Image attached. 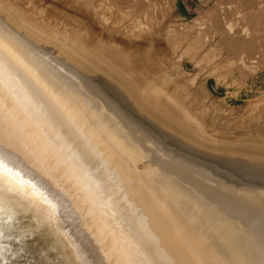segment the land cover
Instances as JSON below:
<instances>
[{"label": "rangeland", "instance_id": "rangeland-1", "mask_svg": "<svg viewBox=\"0 0 264 264\" xmlns=\"http://www.w3.org/2000/svg\"><path fill=\"white\" fill-rule=\"evenodd\" d=\"M9 13L99 73L86 71L157 147L141 165L182 159L213 185L264 188V0L199 13L178 0H0V20L28 37Z\"/></svg>", "mask_w": 264, "mask_h": 264}, {"label": "water", "instance_id": "water-1", "mask_svg": "<svg viewBox=\"0 0 264 264\" xmlns=\"http://www.w3.org/2000/svg\"><path fill=\"white\" fill-rule=\"evenodd\" d=\"M0 34L21 43L24 41L34 49V40L1 20ZM32 55L42 57L33 51ZM43 59L44 64L53 67L52 74L68 88V94L64 95H70L82 106L86 120L93 125L85 127L75 121L78 124L74 123L72 130L80 133L79 139L89 131L110 133L107 139L101 137L107 140L106 146L99 143L102 140L93 141L94 135H85L86 141L96 152L99 146L103 153L109 149L111 154L123 160L125 158L120 157L117 150L110 149L111 143L116 146L122 141V145L127 146L128 140L124 137H131L137 147H131L129 151L140 155L139 159L132 158L140 173L132 168L125 170L113 158L99 161L93 155L96 158H89L86 164L97 167L106 177L107 184V187L97 189L86 174L80 172L77 158L59 156L67 147L65 141L69 140L60 137L59 127H54L39 110L31 107L30 103L34 102L24 91L15 94L9 87L4 91L0 86V222L10 218L11 207L18 201L38 203L35 211L24 215L16 226L6 232L0 231V264H191L185 262L181 251L174 247L172 251L170 246L168 249L164 245L159 223L150 212L149 189L141 187L138 181L163 179L166 175L189 188L181 187L182 195L191 197L193 194L201 201L202 197L206 198L212 203V210L237 222L264 248L261 237L264 225L257 219L264 216V188L247 191L234 184L226 186V181L216 178L211 179L213 185L208 174L192 172L182 159L176 163L174 158L168 157L158 163L148 160L141 165L150 155L155 156L157 147L147 145L148 140L141 135L136 121L104 98V91L97 81H90L88 73L79 64L65 58L62 65L55 55ZM105 112L114 115L120 131L113 127V121ZM74 132L68 131L72 136ZM84 143L87 145L83 141V146ZM98 156L103 158V155ZM188 200L189 203L181 201L179 204L186 215L184 220L195 218L197 221L199 214L197 217L192 207L196 211L200 207L196 206L197 200ZM247 215L252 219L247 221ZM196 221H193L195 227L199 222ZM203 248L206 254L216 255L213 244H203ZM215 255L213 257L218 259Z\"/></svg>", "mask_w": 264, "mask_h": 264}, {"label": "bare ground", "instance_id": "bare-ground-1", "mask_svg": "<svg viewBox=\"0 0 264 264\" xmlns=\"http://www.w3.org/2000/svg\"><path fill=\"white\" fill-rule=\"evenodd\" d=\"M7 15L14 24L19 26V28H26L25 25L15 17V14L9 13ZM25 31L29 38L34 40L35 50L29 47L24 41L21 43L14 39L6 38L3 35L1 36L0 34V86L4 87V91L7 90L6 87H9L12 93L15 94H22L24 91L27 98H30L31 101L34 102L32 104L30 103L31 107L39 110V112L43 114L44 117L54 125V127H59L60 137L69 139L68 142L65 141L67 147L61 151L62 155L59 156L64 158H70L73 156L77 158L76 162L80 166V172L86 174L87 179L90 180L97 189L107 187L105 182L106 177L100 173V170H98L97 167L96 170L95 167L91 168L87 166L86 163L89 158L93 160L96 158L95 156H97L99 161L113 158V161L118 165L123 166L125 170L132 168L134 171H137V173H140L137 169V162L132 159H139L140 155H134L129 151L131 147H137V144L131 139V137H124L128 140L127 146L122 145V141H118V143H121L118 144L116 140L110 139L112 142L117 143L116 146L111 143L110 149L113 150L114 148L117 150L120 153V157L125 158L123 160L119 159V157H115L114 153L111 154L109 149L103 153L99 146L97 148L98 152H96L94 149L90 148V143L86 141L88 138L85 135H94L95 138L92 139L93 141L98 142L99 140H102L99 141V143L102 146H106V139L110 137V133H98V131L93 133L92 131H89L88 134H83L84 136L79 139L80 133H75L72 130V127H74L77 122L85 127L87 125L88 127L93 125L86 120L87 116L85 115L82 106L70 95H64L68 94V88L53 75V67L51 68V66L49 67L44 64V57L49 58L56 54L55 51L53 52L54 48H50L44 44H50L51 41H55L45 36L42 32H40L41 34H38L30 28H26ZM51 45L54 44L51 43ZM55 46H58V48L61 47L59 44ZM58 50L62 52L61 55H56L57 61L61 62L60 64L63 65L64 58H62V55H65L67 59L79 64L81 68L88 73H98L92 66H89L88 64L85 65L83 62L78 61L74 56L68 54V50L64 47L59 48ZM32 51L42 57H34ZM42 53L45 55L43 56ZM94 62L96 61L94 60ZM56 68H59V66H56ZM112 76L116 77V74L113 73ZM89 78L90 81L95 82L94 77L89 76ZM100 88L102 89V86ZM12 100L16 102V100ZM87 112L91 113L90 111ZM105 113L107 114V117L113 121V127L117 131H120L121 127L114 115H111L109 112ZM68 131L74 132V136H72L71 133H68ZM65 135L71 136L72 139ZM83 141L87 143V145L84 143L85 147L83 146ZM98 155H103V158L101 159ZM81 161L83 163H81ZM123 161H125V163L122 165L121 163ZM137 173L135 172L134 174ZM138 181L141 187L149 189L147 197L151 206L150 212L159 223V228L164 239V245H167L168 249L170 246L172 251L173 247L177 251H181L182 255L188 261H185L186 263L264 264V248L263 245L257 241L256 237L252 233L243 230L241 226L234 220L230 219V217L222 213L218 214L219 212L212 210V203L206 198L202 197L203 201H201L200 197L194 196L193 194L191 197L188 195H182L180 192L181 187H184L187 190L189 188L186 185L180 184L177 179H173L167 175L163 177V179L151 181L144 178V180L140 179ZM152 189L156 192H153ZM157 191H160V193ZM188 199L197 200L196 203L198 205L196 206L200 207L199 211H196V208L192 207L195 210L196 216L199 214V217L197 216L199 218L197 221L195 218H190L188 221L184 220L186 215L185 212H181V206L179 204H181V201L189 203ZM32 203L33 202L23 204L21 201H18L15 204L16 206H12L10 210V218H7L5 221L1 219L0 231L2 230L6 232L7 230H10L11 226H16L17 223H20L24 215L35 211L38 203L36 202L33 205ZM193 221H199L197 223L198 226L195 227L196 224H193ZM38 237H40V235H38ZM208 243L213 244L216 255L214 253H205L203 244ZM166 251L168 252V250ZM214 255L217 256L218 259L213 257ZM216 261H218V263Z\"/></svg>", "mask_w": 264, "mask_h": 264}, {"label": "crops", "instance_id": "crops-1", "mask_svg": "<svg viewBox=\"0 0 264 264\" xmlns=\"http://www.w3.org/2000/svg\"><path fill=\"white\" fill-rule=\"evenodd\" d=\"M223 0H178L179 6L184 8L188 13L193 10L199 13L201 10L208 8L211 4L219 3Z\"/></svg>", "mask_w": 264, "mask_h": 264}]
</instances>
